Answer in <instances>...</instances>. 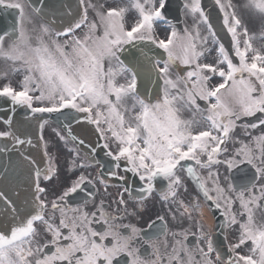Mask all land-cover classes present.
Returning a JSON list of instances; mask_svg holds the SVG:
<instances>
[{"label": "snow or ice", "instance_id": "obj_1", "mask_svg": "<svg viewBox=\"0 0 264 264\" xmlns=\"http://www.w3.org/2000/svg\"><path fill=\"white\" fill-rule=\"evenodd\" d=\"M0 110V264H264V0H0Z\"/></svg>", "mask_w": 264, "mask_h": 264}, {"label": "flooded vegetation", "instance_id": "obj_2", "mask_svg": "<svg viewBox=\"0 0 264 264\" xmlns=\"http://www.w3.org/2000/svg\"><path fill=\"white\" fill-rule=\"evenodd\" d=\"M121 175H123V173H121ZM121 190H122L121 187H119L118 189H110V188H108V192L111 193V197H106V202L111 203V201L116 198L117 193L120 192ZM125 198L127 199V195H125ZM98 199H99V197H98ZM112 207L114 208L115 205L113 204ZM109 210H111V209H109ZM206 210H208L207 207H205V214H207V211ZM209 212L211 213V211H209ZM148 214H151V213L149 212ZM132 222L135 223L136 221H132ZM232 239H233L232 234H231V232H229L228 233V241L231 242Z\"/></svg>", "mask_w": 264, "mask_h": 264}, {"label": "water", "instance_id": "obj_3", "mask_svg": "<svg viewBox=\"0 0 264 264\" xmlns=\"http://www.w3.org/2000/svg\"><path fill=\"white\" fill-rule=\"evenodd\" d=\"M3 116H4V111H3V110H0V118H2ZM74 128H76V130L79 131L78 126L74 125ZM92 139L95 140V139H97V137H92ZM101 152H102V151H100V152L98 153L99 158H100Z\"/></svg>", "mask_w": 264, "mask_h": 264}, {"label": "rangeland", "instance_id": "obj_4", "mask_svg": "<svg viewBox=\"0 0 264 264\" xmlns=\"http://www.w3.org/2000/svg\"><path fill=\"white\" fill-rule=\"evenodd\" d=\"M61 163H63V161Z\"/></svg>", "mask_w": 264, "mask_h": 264}]
</instances>
